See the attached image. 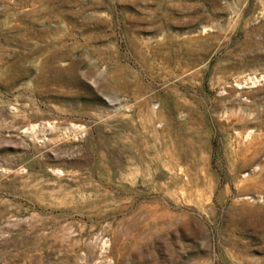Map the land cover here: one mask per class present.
<instances>
[{
	"label": "rangeland",
	"instance_id": "obj_1",
	"mask_svg": "<svg viewBox=\"0 0 264 264\" xmlns=\"http://www.w3.org/2000/svg\"><path fill=\"white\" fill-rule=\"evenodd\" d=\"M0 264H264V0H0Z\"/></svg>",
	"mask_w": 264,
	"mask_h": 264
}]
</instances>
